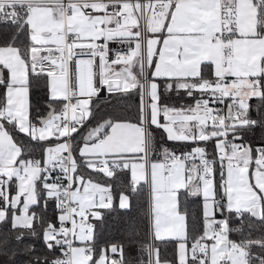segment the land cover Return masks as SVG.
<instances>
[{"label": "snow or ice", "instance_id": "1", "mask_svg": "<svg viewBox=\"0 0 264 264\" xmlns=\"http://www.w3.org/2000/svg\"><path fill=\"white\" fill-rule=\"evenodd\" d=\"M0 25L15 29L0 44V224L42 238L28 264H132L93 223L118 171L120 209L148 189L139 264H264V139H246L264 129V0H0ZM113 41L128 51L110 56ZM103 93L135 96L134 118L88 128Z\"/></svg>", "mask_w": 264, "mask_h": 264}, {"label": "trees", "instance_id": "2", "mask_svg": "<svg viewBox=\"0 0 264 264\" xmlns=\"http://www.w3.org/2000/svg\"><path fill=\"white\" fill-rule=\"evenodd\" d=\"M14 32L15 29L13 27L0 25V44L4 43L7 39H10L11 34ZM20 41L26 42V37L21 35ZM44 92L45 90L43 87L39 89L34 88L31 94L32 104L39 106L41 109H43L44 101L46 99ZM171 102L183 103L184 101H177V98L173 97ZM95 103L99 105V108L95 112V119L91 120L87 127H90L107 117H119L121 119L134 118L137 98L135 96H131L128 98H122L119 102H117L115 98L109 97L106 93L101 95ZM251 103L255 109L258 102L253 100ZM157 135L159 137L160 135H163V133L158 131ZM79 139L80 137L76 136V140ZM246 139H250L254 143H259L262 139H264V129L257 127L253 132L248 134ZM20 140L24 142L25 148L27 147L26 150L31 152L34 156L36 153H39L40 145L35 142H29L22 134L20 136ZM168 144L169 147H179L178 144L173 145L172 142H168ZM104 182L113 184L115 197L114 210H104L103 219L99 221L94 220L97 238L101 241L122 242L125 246V252L128 259L132 262V264H139V259L142 256L146 259V256L140 251V242L147 240L148 217L146 209V189L144 188L139 194H132L129 192L128 194L131 197V207L129 209H120L119 204L117 203L118 196L115 194L124 189L127 185L128 174L126 172H117L113 179L108 180L105 178ZM199 203V200L194 197L183 198L182 206L188 209L190 225L192 223V218L199 215ZM53 213L54 207L50 203L47 209V215L52 216ZM130 225L133 227H130ZM255 227L259 228L258 221L255 222ZM248 231L249 229H245V234H247ZM251 231L253 238L261 234L260 231L255 229ZM16 234L17 233L15 231L10 229V225L8 223L0 224V239H3L6 236L9 240L7 255L4 254V246L0 245V264H28L29 261H34L37 256L48 254V250L46 249L41 237L26 235L24 241L18 243L14 239ZM232 238L237 239L238 235L233 233ZM27 246H32L34 251H26L25 249ZM160 249L162 258H167L169 260L173 258V243L161 244Z\"/></svg>", "mask_w": 264, "mask_h": 264}, {"label": "built area", "instance_id": "3", "mask_svg": "<svg viewBox=\"0 0 264 264\" xmlns=\"http://www.w3.org/2000/svg\"><path fill=\"white\" fill-rule=\"evenodd\" d=\"M128 47L129 46L126 43H120L118 41L109 42V49H110L109 55L114 57V55L117 51L127 52ZM93 223H94V221H93Z\"/></svg>", "mask_w": 264, "mask_h": 264}, {"label": "crops", "instance_id": "4", "mask_svg": "<svg viewBox=\"0 0 264 264\" xmlns=\"http://www.w3.org/2000/svg\"><path fill=\"white\" fill-rule=\"evenodd\" d=\"M104 94H106V93H103L102 95H104ZM107 118H110V117H107ZM105 119V118H104ZM26 149H27V147H26ZM40 153H41V148L39 149V153H36L35 154V157L36 158H39L40 157ZM119 172V171H118ZM145 189H146V198H147V206H146V209H147V211H148V189L145 187ZM117 203L119 204V200H117ZM147 223H148V220H147Z\"/></svg>", "mask_w": 264, "mask_h": 264}, {"label": "water", "instance_id": "5", "mask_svg": "<svg viewBox=\"0 0 264 264\" xmlns=\"http://www.w3.org/2000/svg\"><path fill=\"white\" fill-rule=\"evenodd\" d=\"M106 119H109V118L102 119V120H100L99 122H102L103 120H106ZM96 124H97V123H96ZM96 124H94V125H91V126H90V127H88V128H91V127L95 126Z\"/></svg>", "mask_w": 264, "mask_h": 264}]
</instances>
